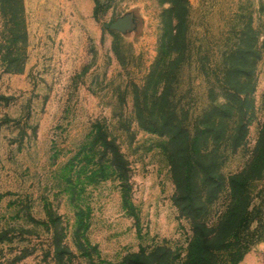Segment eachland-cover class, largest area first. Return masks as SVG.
<instances>
[{
  "label": "rangeland",
  "instance_id": "rangeland-1",
  "mask_svg": "<svg viewBox=\"0 0 264 264\" xmlns=\"http://www.w3.org/2000/svg\"><path fill=\"white\" fill-rule=\"evenodd\" d=\"M168 1L22 0L15 25L0 0V264H132L130 254L157 245L186 253L191 223L174 202L167 138L134 113ZM188 4L193 51L175 100L195 114L210 87L219 93L223 53L257 32L247 136L224 151L221 172H246L243 233L262 234L237 264H264V0ZM103 135L128 161L125 186ZM228 202L220 195L206 213L215 219Z\"/></svg>",
  "mask_w": 264,
  "mask_h": 264
},
{
  "label": "trees",
  "instance_id": "trees-1",
  "mask_svg": "<svg viewBox=\"0 0 264 264\" xmlns=\"http://www.w3.org/2000/svg\"><path fill=\"white\" fill-rule=\"evenodd\" d=\"M11 8L14 24L23 22L22 0H4ZM15 6L14 7L12 3ZM164 9L158 54L142 85H135L134 113L138 125L167 138L176 193L174 202L181 215L191 223L192 237L186 253H174L167 245H157L150 252L130 254L132 264H237L262 234L252 237L245 232L252 220L249 213L248 179L245 171L221 172L224 151L236 150L248 132V95L254 89L253 77L256 30L241 33L237 47L224 52L221 67L215 72L219 93L210 87V102L199 113L178 105L175 93L182 81L180 70L190 63L193 47L190 38L188 0H169ZM18 19L20 22H18ZM250 43V44H249ZM202 69L212 70L202 58ZM202 62V63H201ZM238 116V117H237ZM102 146L119 172L122 186L128 182V161L121 150L105 135ZM220 195L229 199L215 219L207 212ZM243 202V206H240Z\"/></svg>",
  "mask_w": 264,
  "mask_h": 264
}]
</instances>
